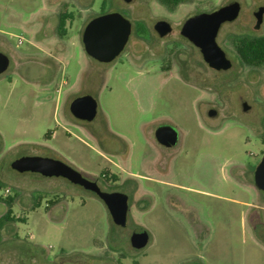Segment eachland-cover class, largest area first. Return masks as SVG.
<instances>
[{"label":"rangeland","instance_id":"rangeland-1","mask_svg":"<svg viewBox=\"0 0 264 264\" xmlns=\"http://www.w3.org/2000/svg\"><path fill=\"white\" fill-rule=\"evenodd\" d=\"M107 1L0 0V51L9 57L0 73V194L14 199V216L25 217L0 229V251L13 255L22 245L30 253L45 249L52 255L63 248L123 264H264V236L254 234L247 205L257 197L251 174L264 153V64H244L232 43L237 34H264V25L260 31L252 26L256 0H238L239 17L219 28L216 41L232 62L226 70L209 67L200 50L176 31L155 44L144 22L132 17L142 13L130 14ZM224 1L194 0L186 10L208 11ZM113 10L132 20V31L115 58L98 61L85 53L82 29L93 16ZM61 11L69 17L59 38ZM168 16L176 21L181 11ZM39 31L43 36L36 37ZM139 35L145 41L140 49ZM151 36L157 37L152 31ZM83 93L97 100L90 124L103 137L102 151L109 155L107 149L116 148L111 158L153 194L151 205L142 202L144 211H132L150 235L136 252L126 235L115 238L114 248L109 245L108 235L116 232L99 198L61 176L10 166L20 155L52 157L97 172L106 166L90 134L67 114L69 99ZM210 107L217 117H208ZM160 121L181 135L165 173L154 168L152 134ZM164 191L196 210L197 227L180 205H166L160 198ZM58 200L60 208L50 210ZM261 204L257 214L264 223ZM5 209L0 202V215Z\"/></svg>","mask_w":264,"mask_h":264},{"label":"flooded vegetation","instance_id":"flooded-vegetation-1","mask_svg":"<svg viewBox=\"0 0 264 264\" xmlns=\"http://www.w3.org/2000/svg\"><path fill=\"white\" fill-rule=\"evenodd\" d=\"M193 1L194 0H178V2H175V0H170V1H163V0H108L107 2L109 3V5L114 6V7L116 6V8L124 9L126 12H129L130 14H132L135 11L142 13V17L141 16L135 17L134 14L132 17H133V19H135V21H137V23L138 22H141V23L144 22L142 24L143 28L146 30V32L150 38H154L155 44L157 43L156 40L159 39L161 41V45H162V42L164 40L174 36V33L176 31L178 33V36L184 38L186 41H188L194 47H197L196 45L193 44V42L188 37H186L185 35H183L181 33V27H182L184 21L189 16H192L196 13L202 12L201 9H199V11H197V12L195 11L192 13H188L189 11L186 10V6L190 5ZM233 1L239 2L238 0H226L223 3H221L220 5H218L217 7L231 3ZM239 6H240L239 12H238L237 16L232 20H226L222 23L232 22V21L236 20L240 14V8H241L240 2H239ZM217 7H214L208 11H212V10L216 9ZM259 9H261V14H260V18L258 19L255 15V12L258 11ZM176 10L181 11V16L178 20L174 21V19H171L168 16V14H170ZM113 11H115V10H113ZM158 11L161 12V14H159ZM107 12H109V11H107ZM145 12H147L146 13L147 15L144 14ZM57 19H58V16H57ZM159 20H166L170 24V29L164 35H159L157 29L155 28V23ZM130 22H131V31H132V26H133L132 20H130ZM175 22H176V25H175ZM222 23L220 24V26L222 25ZM263 25H264V0H256V2L254 4V9L252 10V26L257 31H260L261 28L263 27ZM220 26H219V28H220ZM151 31L157 35L156 38H155V36H151ZM218 31H219V29H218ZM40 35H42V32L40 33V31H39V32H37L36 37H39ZM237 35L260 36V35H264V34H262V33H259V34L245 33V34H237ZM216 37H217V35H216ZM137 39H138V43L140 45L139 49L141 47H144L145 46L144 38L139 35V36H137ZM126 44H127V42H126ZM126 44H125V46H126ZM155 47H154V49H155ZM197 48L199 49V47H197ZM158 52L159 51L155 50V53H158ZM200 53H201V51H200ZM231 65H232V62H231ZM212 69H214V68H212ZM85 94H88V93L78 94V95H75L74 97H71L69 99L67 109H66L67 114H68V117L70 119H72L76 122H80L82 128L90 134L91 139L96 143V146L99 147V149H98L99 153H100L99 156L106 161V166H103L98 172L97 171H91V170L86 169V168H81V167L74 165V164H70V166H72L73 168L78 170L81 173V175L84 178H86L87 180L95 182L100 190L106 191V192L118 191V192H122L126 195V197H127V211H126L125 222L123 224H117L113 221L112 216L109 213L106 204L98 196V194L95 191L85 188L82 184L73 183L65 177H63V178L68 180L70 183L75 184L78 187H81L85 192L93 194L94 196L99 198L100 201H102V203L104 204V206L107 210V213H108L107 215H108V219L110 221V224L113 226V228L115 229V232H116L113 236L108 235V241H110V240L113 241V244H109V245L112 246V248H114V246H116L117 237L118 236L121 237V235H126V243H127L128 247L133 252H136V251L142 249L143 247H145V245H147L149 243L150 235H149V232L144 227H142V225H139L136 222L134 216H132V211L133 210L144 211L147 208V205H142V202L146 201L149 205H151V203L153 202L152 201L153 200V194L150 193V191L147 188H145L142 184H139L137 182V180L133 177L134 174L125 171L124 167L122 165H120L119 162H117L111 158V155H115V156L117 155V149L116 148H113V147L108 148L107 150H108V152H110L109 155L105 154L102 151L104 149L103 148L104 147L103 137L100 136V134L93 127H91V124H90V122L95 118V116L91 120H86V119L78 118V117L73 115V113L70 109V105H71L72 100L78 96H82ZM97 106H98V104H97ZM210 109H213L215 111V114L212 116H210L208 114V111ZM96 113H97V111H96ZM207 115H208V117L215 118L218 116V112L214 107H210L207 109ZM162 125H170L177 131V138H176V141L174 143L167 145V144L160 142L157 139V135H156L157 130ZM152 140L155 143L156 148H157V153H156L157 157H156V160L154 162V168L156 170H158L159 172L160 171L164 172L166 169V165H167L166 162L169 160V158L172 155V150L177 148L181 144L180 132L176 129V127H174L170 123L160 121L159 123H157L156 127L154 128V131L152 134ZM255 168L251 174V178H252L251 182H252V185L257 190V197H256L255 201L248 202L247 205L252 210L251 218H250V225H251V228H252L254 234L256 236H262V235L264 236V223H262L260 216L257 214V211L262 209L261 203L264 200L262 199L261 194L264 193V190L259 188L254 181ZM139 176L146 178V179L153 180L155 182H158L159 184H163V185L169 184L164 179H157V178L152 179L153 177H149L146 175H139ZM160 198L162 200H164L166 205L173 204V203H174V205H180V207L182 208L183 216H185L196 227L199 225V220H198L197 212L195 209H193L192 207H189L187 205H186L187 207H185V205H183V202L180 201L179 198L173 197L168 192L162 193V197L160 196ZM60 205H61L60 200L54 201L51 203V206L49 207V209L53 210L56 206L60 208ZM50 210H48L49 216H51ZM116 230H121L120 232H122V233H119ZM143 230L147 231V233H148L147 243L140 248L134 247L130 241L131 234L133 232H140ZM19 248L20 249H18V251L13 255L8 250L0 251V258H4L5 264L6 263L7 264H24L22 261H28V260L32 264H123L122 262L111 263L110 261H105V258H106L105 255L103 256V255H99V254H90V253L80 252L78 250L69 251V250H65L63 248H60V250L58 252L51 255V254H48L45 251V249L37 250L36 252L30 253L29 249L26 250L25 248H23L22 245H20ZM132 264H138V261L133 260ZM187 264H191V263H187Z\"/></svg>","mask_w":264,"mask_h":264},{"label":"water","instance_id":"water-1","mask_svg":"<svg viewBox=\"0 0 264 264\" xmlns=\"http://www.w3.org/2000/svg\"><path fill=\"white\" fill-rule=\"evenodd\" d=\"M239 7V2L233 1L212 11L196 13L189 16L181 27V33L199 47L203 60L214 69L226 70L231 67V60L217 43L216 35L222 22L237 16ZM260 14L261 9L255 12L258 19ZM155 28L159 35H164L170 29V24L166 20H159L155 23ZM130 32V20L118 11L95 15L82 29L81 40L84 51L98 61H111L124 48ZM8 65V55L0 51V73L5 71ZM248 107L247 102L242 101L243 110ZM70 109L74 116L91 120L97 111V101L90 94L78 96L72 100ZM208 114L212 116L215 111L210 109ZM156 135L160 142L169 145L176 141L177 131L170 125H162ZM10 166L16 171L29 170L45 176H62L73 183L82 184L85 188L95 191L104 201L115 223L125 222L127 197L124 193L100 190L95 182L87 180L78 170L60 159L40 155H20L11 161ZM254 181L264 190V153L255 168ZM130 241L134 247L144 246L148 241L147 231L133 232Z\"/></svg>","mask_w":264,"mask_h":264},{"label":"trees","instance_id":"trees-1","mask_svg":"<svg viewBox=\"0 0 264 264\" xmlns=\"http://www.w3.org/2000/svg\"><path fill=\"white\" fill-rule=\"evenodd\" d=\"M170 1V0H163ZM178 2V0H175ZM68 13L61 11L58 13V19L55 27L56 35L60 38L66 33V21ZM232 43L235 50L244 64L260 66L264 64V35L249 36V35H235L232 38ZM261 141L264 144V131L261 133ZM0 202L6 205L5 211L0 215V229L8 222L21 220L25 217L14 216L12 212V205L14 199L9 195L3 196L0 194Z\"/></svg>","mask_w":264,"mask_h":264},{"label":"built area","instance_id":"built-area-1","mask_svg":"<svg viewBox=\"0 0 264 264\" xmlns=\"http://www.w3.org/2000/svg\"><path fill=\"white\" fill-rule=\"evenodd\" d=\"M22 41L21 37H18V43ZM6 191H8V188H6Z\"/></svg>","mask_w":264,"mask_h":264}]
</instances>
